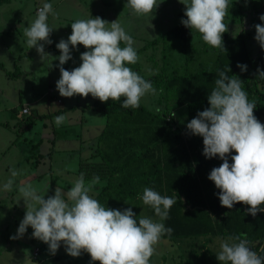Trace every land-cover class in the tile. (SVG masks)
<instances>
[{"label": "clouds", "instance_id": "1", "mask_svg": "<svg viewBox=\"0 0 264 264\" xmlns=\"http://www.w3.org/2000/svg\"><path fill=\"white\" fill-rule=\"evenodd\" d=\"M179 2L185 6L186 17L181 24L200 33L203 42L210 47L226 51L223 34L228 31L224 21L229 0ZM161 3L163 0H127L126 6L135 16L147 18ZM50 14L56 17L52 4L44 3L34 22L24 29L27 46L35 48L41 60L51 56L45 52V45L53 43L50 36L54 27L47 22ZM259 20L262 23L253 25L254 39L264 50V14ZM150 27H154L151 21ZM71 29L68 38L56 44L60 53L56 57L60 72L56 89L61 97L87 98L91 94L102 103L110 99L119 102L123 98L122 107L137 109L147 94H156L151 81L130 67L139 60L135 41L117 20L108 22L98 16L78 19L71 23ZM78 45L86 49L80 54L81 63L71 71L66 70L63 65L73 59L72 51L78 50ZM237 67L242 72L247 70L246 65L237 64ZM257 75L264 78V71L258 68ZM218 76L207 97L209 107L199 111L186 128L191 135L203 138L206 159L218 157L222 161L208 175L219 189L221 206L232 209L235 204L242 203L255 217L264 212L261 207L264 205V124L254 115L255 101L249 100L238 76H230L225 71H219ZM62 120L63 117H58L57 123ZM233 152L236 154L232 155ZM16 175L12 170L11 176ZM13 183V179H9L3 189L11 191ZM99 183L98 176L86 183L82 173L66 193L56 188L54 195L47 199L30 184L21 185L19 193L26 211L16 234L10 239L22 238L30 227L32 238L48 245L51 255L63 244L69 256L76 258L88 253L91 262L99 264H150L161 237L173 231L162 221L168 219L176 199L144 188L140 199L154 210L159 220L148 217L137 220L131 207L124 210L105 207L90 195ZM260 251L264 252V248ZM216 257L220 264H264V255L252 250L246 234L221 240Z\"/></svg>", "mask_w": 264, "mask_h": 264}, {"label": "rangeland", "instance_id": "2", "mask_svg": "<svg viewBox=\"0 0 264 264\" xmlns=\"http://www.w3.org/2000/svg\"><path fill=\"white\" fill-rule=\"evenodd\" d=\"M229 1L228 33L234 35L243 30L253 32V25L261 23L259 16L262 14V0ZM126 2L127 0H9V2H0V30L7 29L16 34L18 33L17 29L24 31L25 27L36 19L38 8L42 7L44 3H51L56 17L53 18L50 14L47 22L49 26L54 27L50 39L55 47L62 38L66 40L71 34V23L78 19L98 16L108 22L117 20L132 36L139 60L130 67L141 76L152 75L164 70L168 72L182 71L184 65L186 66V60L190 61L192 64L189 66L193 67L200 63L206 66L215 64L216 50L203 42L200 33L191 30L188 39H182L173 34L166 38L162 36L180 25L182 19H186L184 16L185 6L179 0H163L156 12L147 18L135 16L132 10L126 6ZM150 21L154 27H150ZM159 37L161 38L158 42L151 43L152 40ZM22 41H19L17 45L23 53L22 62H29L30 58L35 59L33 61L35 70L30 69L32 72L26 76V79L31 84L34 81L42 84L39 87L42 93L52 83L51 93L55 95V99L53 96L41 100L38 102V106L45 105L47 100L53 101L60 108V112L49 118L38 119L27 132L21 133L16 123L28 115L22 114V104L32 101L35 97L28 90L24 91L20 97L19 92L15 93L16 90L7 85L6 95L11 97L9 102L11 105L7 106L14 107L16 105V108L12 110L8 108L5 113H0V264H40L39 260L34 258L37 248L41 249V258L46 257L48 245L32 238L33 230L30 227L22 238L10 239L16 234L26 211L19 187L23 184H30L38 194L45 196V199L54 195L56 188L66 193L74 181L79 178L77 170L81 159L87 160L98 148L99 140L94 136L99 135L107 118L104 113L93 109L62 110L65 107L71 108L73 102L85 104L93 102L95 98L90 97L91 94L87 98L78 95L71 98L61 97L56 89V82L60 78L57 66L59 61L56 59L60 53L56 51L57 48L51 49L49 48L51 45L46 44L45 52L51 56L41 60L37 51L29 49L27 46L26 37ZM253 43L252 41L250 49L252 53H255L258 50V45ZM123 46L122 43L121 47ZM30 50H33L31 57L29 56ZM84 51L86 49H74L72 51L73 58L80 61V54ZM1 52H4V49ZM7 55L4 57L7 70L13 71L17 66L14 59L10 58L8 53ZM48 62L52 65L51 67L48 66ZM66 66L68 67L66 68ZM78 66L73 60H69L63 65L69 71ZM1 69L0 82L7 84L8 74H6V70ZM17 77L19 76L13 75L12 82L16 81ZM38 78L40 79L38 80ZM16 83L19 87L22 82L18 80ZM26 83L27 81L22 84L23 88ZM159 95L158 91L155 95L147 94L142 98L141 103L151 110H156ZM4 99L5 97H0V101L3 103ZM61 101L63 103H60ZM36 107L37 104L33 105V108ZM14 116L16 120L11 119L10 123L6 124V120L14 118ZM58 117H63L59 123H57ZM82 121L89 125L88 134L93 137L91 140L90 136L86 137L81 134V132L86 133L85 130H82V124H80ZM12 170L17 172L15 177L11 176ZM9 179H13V186L11 191H5L3 185ZM85 182L88 183L91 180L86 179ZM16 184L18 188H15ZM96 194L97 189L94 186L90 195L95 197ZM114 200L118 201V199ZM104 206L120 210L131 207L137 215V220L141 217H148L154 221L159 220L154 210L150 206L144 205L140 198L121 200V203L118 202L116 205L104 204ZM220 241L221 239H217L216 242L220 244ZM155 248L153 264H184L185 261L193 258V253L183 251L177 244H173L169 240H166L164 244H157ZM212 249L219 253L220 246L215 244ZM58 250L61 254L58 256L60 258L56 259V256L46 260L44 264H99L98 261L91 262L88 253H82L80 257L76 258L69 256L63 244Z\"/></svg>", "mask_w": 264, "mask_h": 264}, {"label": "trees", "instance_id": "3", "mask_svg": "<svg viewBox=\"0 0 264 264\" xmlns=\"http://www.w3.org/2000/svg\"><path fill=\"white\" fill-rule=\"evenodd\" d=\"M261 10L264 14V0ZM227 20L228 14L226 24ZM190 33V29L180 24L162 36L166 38L173 34L188 39ZM254 36L255 29L234 35L228 31L224 33L226 51L215 48L217 57L212 66L200 63L193 67L186 60L182 71L164 70L142 76L160 93L158 110H151L142 103L137 109L124 108L121 106L123 98L119 102L104 103L95 99L80 106L102 112L107 118L98 148L87 160L81 159L78 176L83 173L85 180L100 178V183L95 185L97 194L94 198L102 206L111 199L140 198L146 187L162 196L175 198L177 203L170 209L168 219L162 221L173 231L161 239L193 253V258L184 264H220L216 257L218 253L212 249L215 244L220 246L217 239L241 234H246L253 251L264 255L260 251L264 248V212L253 217L247 212L248 206L242 203L235 204L232 209L221 206L219 189L208 175L222 161L218 157L206 159L203 138L191 135L186 128L199 111L209 107L207 97L215 87L219 71L238 76L249 100L255 101L254 115L264 124V78L257 75L258 68L264 71V50L259 47L257 56H252L249 43ZM161 37L151 43L158 42ZM237 64L246 65L247 70L242 72ZM48 116L31 111L25 119L18 121L19 131L27 132L38 119ZM229 162H232L230 157ZM153 256L150 264H153Z\"/></svg>", "mask_w": 264, "mask_h": 264}, {"label": "crops", "instance_id": "4", "mask_svg": "<svg viewBox=\"0 0 264 264\" xmlns=\"http://www.w3.org/2000/svg\"><path fill=\"white\" fill-rule=\"evenodd\" d=\"M17 32L18 33L16 34V33H11V31H8L7 29L0 30V64L2 65V66H0V69L2 68L1 70H3V69L6 70V72H7L6 74H8V77H9L7 84L0 82V97H5V99H4L5 102L4 103L2 101H0V113L1 112H4L5 113V111L8 110V108H10V110L16 108L15 107L16 105L14 107L7 106L9 104L10 100H11V97H9L8 95H6V91L8 89L7 85H9L10 87H12V88H14L16 90L15 93H18V92L20 93L19 94L20 97H22V93L24 91H26V90L31 91V94L35 97L32 101H28L26 103H23L22 104L23 107L26 104H29L31 111H39L41 113L49 114V116L46 117V118L52 117L54 115L53 114L54 112L60 110V108H58L54 104L55 102H53V101L50 102L49 100H47V103H45V105L38 106V102H40L41 100H44V99H46L48 97H53L54 96V99H55V95H52V93H51L52 83L50 84V86L48 87V89L44 93H42L41 92V89H39V87L42 84H40V83H38L36 81H34L33 84H31V82H29L28 79H26V76H28L30 72H32V71L35 70V66L33 64V61H35V59L30 58L31 60H29V62H22L23 59H24L23 53H21L22 50L20 48H18L17 45H18L19 41L24 40L25 35H24V31H21L20 29H17ZM252 41L254 42L253 43L254 45H258V50L255 53H252V56L255 58L257 56V54H258V51H259V47L260 46L255 41V39L250 40L251 43H252ZM50 45H51V49H56V47L53 44H50ZM2 48L4 49V52H1L3 50ZM78 49L85 50V48H83L82 46H79ZM33 50L36 51L35 48H33ZM33 50H30V53H29V56L30 57H31V54H32ZM56 51H59V50L56 49ZM7 53L9 54L10 58L14 59L15 65L17 66V68L14 69L13 71L12 70H7L6 63H5V58H4V57L8 56ZM72 60H73V62L76 65H79L81 63V61L76 60L74 58ZM18 63H19V65H18ZM196 64H198V63H196ZM48 66L51 67L52 65L48 62ZM67 67L68 66H66V68ZM55 68H52V69H55ZM21 69H22V71H21ZM49 72H51V70H49ZM13 75L14 76H19V77L16 78V81H14V82H12L13 80L11 79V77ZM39 79L40 78H38V80ZM18 80H20V82H22L21 83V86H19V87H18V83H16V82H18ZM26 81H27L26 86H25V88H23L22 84L24 82H26ZM90 97H92V96H90ZM60 103H63V102L61 101ZM75 103L76 102H73L71 108L70 107H65L64 109L65 110H68V109H71V110L74 109V110H76V109L80 108V106L85 105V104H88L90 102H87L85 104H81L79 102H77L76 104ZM35 104H37V107L36 108H33V105H35ZM9 105H11V104H9ZM64 106H66V105H64ZM51 107H52V109H51ZM156 110H158V108ZM22 114H24L23 111H22ZM11 119L12 120H16V118L14 116V118H10V119L6 120V124H9L10 121H11ZM17 123H18V121H17ZM80 124H82V130H85L86 131V133L81 132V134L84 135V136H86V137H89L90 136V134H88L89 125L87 123H84V121H82V123H80ZM104 127L105 126H103L101 128L99 135L98 136H94V137H98V139H99V137H100V135H101ZM92 138L93 137L90 136V140ZM15 188H18V185L17 184H16ZM118 202L121 203V200L115 201L114 199H111V200L107 201L106 204L116 205V204H118ZM165 242H166L165 239H160V241L158 242V244H162V243L164 244ZM47 254L50 255V253H49L48 250L46 252V257L48 256ZM60 255H61L60 254V251L58 250L57 251V257H56V259L57 258H60V257H58ZM154 256H155V254H154ZM154 256H153V260L155 259ZM163 258L165 259L164 256H163Z\"/></svg>", "mask_w": 264, "mask_h": 264}, {"label": "built area", "instance_id": "5", "mask_svg": "<svg viewBox=\"0 0 264 264\" xmlns=\"http://www.w3.org/2000/svg\"><path fill=\"white\" fill-rule=\"evenodd\" d=\"M40 8H41V7H40ZM40 8H38V10H39ZM38 10H37V13H38ZM263 103H264V101H263ZM30 111H31V109H30V105H29V104H26V105L23 107V113L28 114V113H30ZM40 252H41V249H40V248H37V249L35 250V252H34V258L37 259V260H39L40 264H43V263L46 262V260H48V259H53V258H55V257L57 256V253H56L55 255H51V254H50V255H48L47 257L41 258V256H40Z\"/></svg>", "mask_w": 264, "mask_h": 264}]
</instances>
